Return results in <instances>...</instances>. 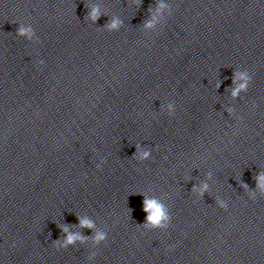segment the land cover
I'll return each instance as SVG.
<instances>
[{
	"label": "clouds",
	"instance_id": "clouds-1",
	"mask_svg": "<svg viewBox=\"0 0 264 264\" xmlns=\"http://www.w3.org/2000/svg\"><path fill=\"white\" fill-rule=\"evenodd\" d=\"M25 30L21 29V34L24 33ZM150 208H155V205L154 204H147L146 207H145V211H147L148 209ZM160 209L159 208H155V212L154 214H152L149 219L152 221V222H157L159 219H160ZM72 237H69V240H71Z\"/></svg>",
	"mask_w": 264,
	"mask_h": 264
}]
</instances>
